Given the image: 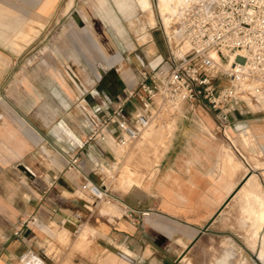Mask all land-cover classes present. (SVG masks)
Listing matches in <instances>:
<instances>
[{
  "label": "crops",
  "instance_id": "obj_1",
  "mask_svg": "<svg viewBox=\"0 0 264 264\" xmlns=\"http://www.w3.org/2000/svg\"><path fill=\"white\" fill-rule=\"evenodd\" d=\"M59 2L0 0L6 8L0 38L15 34V9L24 21L32 8L51 16ZM15 70L13 54L0 49V89L7 87L6 105L0 104V146L5 150L0 167L12 166L0 170V264L28 259L25 264H41L39 256L56 230L86 245L87 254L76 255L72 264H180L223 215L233 214L232 203L245 194L242 184L252 169L251 157L264 161V114L226 124L204 107L185 111L168 133L151 177L141 182L128 171L127 191L102 208L86 186L103 180L97 165L110 166L117 159L116 147L85 145L84 140L127 90L101 108L77 109L73 87L78 85L69 66L68 79L62 65L46 62L25 65L19 82ZM138 108L135 98L126 104L128 112ZM73 156L78 165L67 169Z\"/></svg>",
  "mask_w": 264,
  "mask_h": 264
},
{
  "label": "rangeland",
  "instance_id": "obj_2",
  "mask_svg": "<svg viewBox=\"0 0 264 264\" xmlns=\"http://www.w3.org/2000/svg\"><path fill=\"white\" fill-rule=\"evenodd\" d=\"M4 9L0 6V20L6 15ZM170 13L163 16L159 0H60L51 16L42 17L32 8L24 21L21 20L22 14L15 9V34L9 39L0 38V49L13 54L16 82L22 78L25 65L26 68L40 62L57 64V68L62 65L64 79L71 77L70 71H65L69 66L73 81L78 85L73 87L78 99L77 109L81 106L97 109L107 99L113 102L114 96H122L120 93L124 89L127 97L134 90H130L132 87L137 88L143 73L157 68L168 69L171 60L178 57L175 41L169 32L172 26ZM218 83L224 85L225 81L220 79ZM6 94L7 87L4 86L0 89V104L6 105ZM203 110L200 102H184L170 114L160 112L134 142L126 147H116V163L112 161L110 166H103V180L95 183L103 187L107 196L96 203L102 208L115 204L127 191L124 178L128 171L131 172L130 178L141 182L151 177L160 149L164 148L177 118L185 111ZM260 115L254 114L247 120ZM245 140L248 142L250 137ZM1 153L5 150L0 146ZM262 162L257 156L251 157L252 169L248 171L256 175L257 189L245 190L242 196L239 194V199L234 200L229 209L233 214L223 215L222 221L211 229L213 232L196 243L188 252L191 256L180 264H218L226 255L231 256V260L225 264H264V231L262 235L260 232V225L264 224ZM10 168L12 166H1L0 170ZM135 185L134 182L130 187ZM241 202L247 208H241ZM54 236L47 242L44 254L39 256L41 264H72L76 255L83 257L87 254L81 238L77 241L63 230H56ZM256 256L263 263L255 259ZM27 261L31 262V259Z\"/></svg>",
  "mask_w": 264,
  "mask_h": 264
},
{
  "label": "built area",
  "instance_id": "obj_3",
  "mask_svg": "<svg viewBox=\"0 0 264 264\" xmlns=\"http://www.w3.org/2000/svg\"><path fill=\"white\" fill-rule=\"evenodd\" d=\"M169 19L178 57L168 69L143 73L137 88L90 128L85 145L126 147L160 112L184 102H200L226 124L264 114V0H174ZM134 98L139 108L128 112ZM77 165L78 157L68 159L67 169ZM97 187L103 189L89 182L86 190L102 200L107 193Z\"/></svg>",
  "mask_w": 264,
  "mask_h": 264
},
{
  "label": "bare ground",
  "instance_id": "obj_4",
  "mask_svg": "<svg viewBox=\"0 0 264 264\" xmlns=\"http://www.w3.org/2000/svg\"><path fill=\"white\" fill-rule=\"evenodd\" d=\"M159 9L161 10V13L163 14V16H165L164 14L169 13V11L171 12V9H172L171 0H159ZM164 21L167 22L166 17L164 18ZM258 185L259 183L256 179V175L253 172H248L243 179V184H242L243 188H245V190L247 191L254 190V189L256 190ZM98 192L102 194L106 193L104 189H99V188H98ZM263 231H264V224L261 223L260 225L261 235L263 234ZM256 259L259 262L263 263L262 261L259 260L258 256H256ZM228 260H231V256L226 255L224 258H222V260L218 264H225Z\"/></svg>",
  "mask_w": 264,
  "mask_h": 264
},
{
  "label": "water",
  "instance_id": "obj_5",
  "mask_svg": "<svg viewBox=\"0 0 264 264\" xmlns=\"http://www.w3.org/2000/svg\"><path fill=\"white\" fill-rule=\"evenodd\" d=\"M206 229L203 230V232L205 231ZM256 259V258H255Z\"/></svg>",
  "mask_w": 264,
  "mask_h": 264
}]
</instances>
